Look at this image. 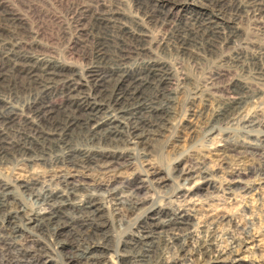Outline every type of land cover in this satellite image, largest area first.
<instances>
[{"label":"bare ground","instance_id":"bare-ground-1","mask_svg":"<svg viewBox=\"0 0 264 264\" xmlns=\"http://www.w3.org/2000/svg\"><path fill=\"white\" fill-rule=\"evenodd\" d=\"M244 2L254 20L264 13V0ZM133 3L140 10H143L144 4H151V7L159 10L167 7L164 0H133ZM89 11L91 29H114L120 34L121 40L118 38L116 47L111 45L114 50L110 56L103 53L102 45H97L92 55H81L85 64L80 68L49 56L53 50L40 41L39 37L42 35L28 28H18L20 20L12 12L3 11L0 15V126L8 127L16 119L17 107L13 100L19 93L35 94L34 99L26 103L27 115L22 119L30 135L22 143L8 148L5 143L9 128L0 131V164L19 161L28 166L38 162L52 169L54 167L53 180L56 182L53 185H43L29 177L27 181L18 182L13 189L9 187V183L0 184V264H46L43 258H54V264H113V259H116V264H180L176 258L185 253L192 243L197 246L204 264H221L217 258L212 257L206 242L194 241L191 232L193 225L187 215L167 206L169 201L167 204L163 203L175 190V194L183 191L184 186L193 178L207 182L210 188L215 189L214 182L211 181L213 174L204 165L168 174V179L174 185L171 195L166 192L161 196L155 191L159 173L143 169L147 164L138 168L141 169L143 180L123 178L114 181L109 177L112 180L109 179L106 183L88 181L90 172L109 176L110 173L119 171L117 168L123 166V161L146 158V149L150 146L151 139L160 135L169 124L175 99V93H171L168 88L172 76L170 64L157 58L141 60L135 65L129 63L135 55L152 56L163 42H157L156 39L149 41L151 36L143 25V20H147L149 16H144L143 20L134 16L133 26H128V21L126 23L125 20L131 16L123 12L118 0L109 7L98 0L93 5L79 1L69 4L66 12L70 23L77 26L81 16ZM211 18L214 19L213 16ZM210 24L213 25L212 29H219L216 23L210 21ZM19 31L25 34L26 41L19 39ZM236 33L237 29L233 31V36ZM60 34L63 36L65 33ZM125 36L137 45L128 46L123 39ZM97 37L100 38L99 35ZM69 45L72 48L73 44ZM232 56L234 57L229 58L230 62L240 63L241 67L246 65L242 62L244 60L241 61V56ZM250 61L251 65L248 67L253 71L254 83L231 84L230 81L227 88H215L224 98L206 122V135L221 133L222 125L238 120L244 109L258 100L261 94L259 87L264 85V54L251 52ZM52 90H57L61 96V102L57 105L44 101ZM195 93L192 95H196ZM239 122L241 129L238 132L245 139L251 140L235 141V144L229 145L227 143L230 140H223L221 151L215 155L216 161L222 167H227V152L241 158L256 150L261 164L259 168L254 167L246 173L249 175L252 172V175L257 174L263 178L264 150L253 139L257 135L256 129H264V123L252 117L239 119ZM140 145L142 149H139ZM241 170H227L224 191L248 189L242 182V177L248 175ZM175 180L182 183H176ZM143 183L154 190L156 196L153 199L143 198L139 194ZM114 184L120 185L127 194L117 192L118 187L111 189ZM101 191L104 193H100ZM23 193H27L26 203L23 202ZM28 203L32 206H45L48 211L39 213L28 209L25 205ZM107 208L120 218L121 223L127 222V216L131 214L136 216L133 223L130 219L131 224L127 227L124 239L115 244L111 243L112 224L105 216ZM24 233L33 240L25 245H18L17 238H21ZM40 241L45 245L39 248ZM170 249H174L178 256L167 263L163 255ZM105 258H108V262ZM230 264L241 263L235 261Z\"/></svg>","mask_w":264,"mask_h":264},{"label":"rangeland","instance_id":"rangeland-1","mask_svg":"<svg viewBox=\"0 0 264 264\" xmlns=\"http://www.w3.org/2000/svg\"><path fill=\"white\" fill-rule=\"evenodd\" d=\"M79 1L93 5L95 0H0L2 4L0 15L3 11L12 12L20 20L18 28H28L30 31L39 32L42 35L39 37L40 41L49 46L50 50H53L49 56L80 68L85 64L81 57L94 54L97 45H102L103 53L110 56L113 52L112 50H114L112 46H117L119 42L118 38L121 40V36L114 29H91V11L81 16L77 26L71 24L70 17L66 11L69 4L78 3ZM98 1L103 2L106 7L115 2V0ZM151 1L153 2V0ZM164 1L167 7L161 10L151 7V4H149L150 8L144 4L143 10H140L134 6L133 0H118L123 12L127 16H131L125 20L126 23L128 21V26H133L134 24L132 17L145 19L144 16L148 15L149 18L147 20H142L147 34L152 37H150L149 41L152 39H156L160 43L163 41L160 49H158L159 51L152 47L156 51V55H135L133 58H136H132L129 63H134L135 65L141 60L157 58L170 64L172 76H170L171 80L168 88L171 93H175V99L169 124L160 135L151 139L150 146L146 149L148 158H144V161L142 159L138 161L135 159L123 161V166L117 168L119 171L113 172L115 174L110 173L109 176L98 172H90L88 181L106 183L110 179L109 177H112L114 181L122 180L123 178L143 180L144 177L141 175V169L138 168L147 164L148 166H144L143 169L147 171L156 170L159 173L157 177L159 180L155 185V191L162 196L166 192L172 191L174 186L168 179V174L172 175L182 170L187 171L190 167H192L191 169H195L200 165H204L213 174L211 181L214 182L215 189L210 188L207 182L193 178L188 185L184 186L183 191L175 194V190L172 192L174 193L172 195L170 192L171 196H166V198L169 197L166 201L162 199L164 200L163 203L167 204L169 201L167 206L174 207L187 215L193 225L191 232L194 241L206 242L211 249L212 257L217 258L219 263L230 264L236 261L241 264H264V177L261 178L257 174L252 175V172L249 175L246 173L249 169H254V167L255 169L259 168L261 159L256 150L252 154H244L241 158L237 157L234 153L227 152V155L224 154L229 156V160L227 159L226 161L229 163V165L227 164V168L225 166L222 167L216 161L217 157L215 156L218 155V151H221V146L224 145L223 140H230L227 143L228 145L230 143L235 144L241 140H251L245 139L244 135L238 132L241 129L239 119L252 117L264 123V85L259 87L261 94L258 100L247 106L238 120L222 125L221 133L205 134L208 130L207 120L224 98L223 94L219 91L216 92L215 88L222 89L224 88L223 86L227 88L230 81H232L231 84L234 82H249V84L255 82L253 71L249 68L251 65L250 55L254 51L258 54H264V13L261 17H257L254 20V17L245 7L244 0ZM241 3L244 4L242 5ZM210 21L219 26L217 31L212 29L213 25L210 24ZM235 29H237V35L233 36L232 33ZM18 33H20L19 39H25L26 41L25 34L22 31ZM60 33L65 34L62 36ZM104 33H108V35ZM98 35L100 38L97 37ZM123 39L130 47L137 45V43L126 36ZM178 41L179 43H177ZM70 43L73 44L72 48H70ZM179 46H182L181 49H179ZM176 50L177 52H175ZM232 55L241 56V61L244 60L242 62L244 65L246 64V67H241L240 63L230 62L229 58L234 57ZM108 65L111 66V64ZM101 67L103 66L101 65ZM105 67L107 68V66ZM50 92L44 101H49L53 105L59 104L61 96L58 95V91L52 90ZM28 93H19L18 97L13 100V104L17 107V117L14 122L8 127L2 128L0 126V131L9 128L7 130L9 136L5 143L8 148L22 143L25 140L24 138L30 135L22 123L23 116L27 115L25 105L31 102L35 96L34 93ZM193 93L196 95H192ZM263 130L262 127L256 129V139H253L256 144L260 143L259 145L262 146H260L262 150H264ZM223 132L226 134H223ZM141 146H139V149H142ZM230 155H232L231 158ZM142 161L143 163H141ZM18 162L8 161L0 164V184L9 183V187L13 189L18 182L27 181L30 179L29 177L31 179L35 178L43 185H48V183L53 185L56 183L54 182V167L52 169L38 162L29 164L28 166ZM230 168L242 169L241 172L248 175L242 177V182L248 189L235 190L233 192L223 190V187L226 185L225 176L228 172L227 170H230ZM50 171H52L51 174ZM106 176H108V179ZM178 181L180 180H175L176 183H182ZM117 185L114 184L111 189L118 187L119 190L117 189L118 191H116L119 193L123 192L126 195L125 189H121V186ZM18 191L21 192L20 190ZM100 193H104V191ZM139 194L141 197L150 200L156 196L154 190L145 183H143ZM25 195L27 193H23L24 203L27 201ZM25 205L28 209H34L39 213H46L48 211L45 206H32L29 203ZM109 210L110 208L105 210V216L108 222L112 224L110 227L112 235L111 243L115 244L124 239L127 227L135 221L134 217L136 216L135 214H131L127 216V222L121 223L120 218L116 217ZM130 219H132V222ZM32 240L33 238L24 233L21 238H17V243L18 245H25ZM48 241L54 245L51 239H48ZM40 242L38 243L40 244L39 248L45 245L43 244L44 242ZM196 247L192 243L188 246L185 253L179 256L177 254L178 257L174 249L167 250L164 252L163 259L167 263H170L173 258L177 257L176 260L180 264H204V260L197 252ZM52 259L43 258L42 260H45L46 264H54L55 259ZM105 260L108 262V258H105ZM113 264H116V259H113Z\"/></svg>","mask_w":264,"mask_h":264}]
</instances>
